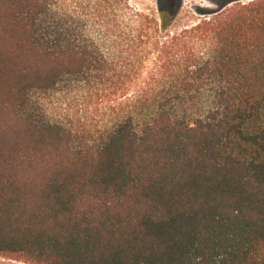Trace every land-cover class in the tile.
Masks as SVG:
<instances>
[{
  "label": "trees",
  "instance_id": "obj_1",
  "mask_svg": "<svg viewBox=\"0 0 264 264\" xmlns=\"http://www.w3.org/2000/svg\"><path fill=\"white\" fill-rule=\"evenodd\" d=\"M231 4L165 42L177 15L144 17L118 72L0 0V258L264 264V0ZM65 83L105 113L50 116Z\"/></svg>",
  "mask_w": 264,
  "mask_h": 264
},
{
  "label": "rangeland",
  "instance_id": "obj_2",
  "mask_svg": "<svg viewBox=\"0 0 264 264\" xmlns=\"http://www.w3.org/2000/svg\"><path fill=\"white\" fill-rule=\"evenodd\" d=\"M46 2V8L43 10L41 21L46 29L38 26L37 29L44 32H53L56 28H50V23L65 24L64 30L71 33L72 47L77 52L88 53L90 63L95 61H108L112 70L120 72L123 65L130 61L121 58L122 51H128V46H132L137 34L141 31V23L144 17L150 19L159 18L157 0H43ZM247 1V0H241ZM225 2V0H183V8L175 20L174 24L166 30L156 33L157 37L163 42L171 37L181 35L184 30L190 29L201 19L212 17L213 15H202L197 10H217ZM233 5V4H231ZM229 5V6H231ZM150 34L155 33L154 27L147 28ZM153 34V36H156ZM128 58V57H127ZM154 61L153 55L145 59L146 66H150ZM116 75L115 72H112ZM120 76V74L118 75ZM82 77V78H81ZM79 79L102 80L104 82L107 77L97 72H90L86 76L83 75ZM151 75L143 74L141 81L147 80ZM120 77L114 76L117 81ZM130 76L129 79H133ZM61 89L66 91L61 94L62 90L58 88L55 93L47 94V110L50 116L67 119L68 114L74 110L95 114L96 112L105 113L102 109L104 104L84 105L77 93L69 94L73 88L78 90L84 88L82 84L70 85L65 83L61 85ZM74 90V91H75ZM64 91V92H65ZM68 92V93H67ZM107 92L100 90L99 94L103 95ZM131 93L130 95H132ZM96 100V99H95ZM97 102V101H96ZM76 115V114H74ZM78 115V114H77ZM101 120L99 118H96ZM0 264H27L8 259L0 258Z\"/></svg>",
  "mask_w": 264,
  "mask_h": 264
},
{
  "label": "flooded vegetation",
  "instance_id": "obj_3",
  "mask_svg": "<svg viewBox=\"0 0 264 264\" xmlns=\"http://www.w3.org/2000/svg\"><path fill=\"white\" fill-rule=\"evenodd\" d=\"M179 2L180 0H157L158 12L161 13L163 11L167 14L169 18H172L173 16L177 15V18L183 8L182 5V7L178 9Z\"/></svg>",
  "mask_w": 264,
  "mask_h": 264
},
{
  "label": "water",
  "instance_id": "obj_4",
  "mask_svg": "<svg viewBox=\"0 0 264 264\" xmlns=\"http://www.w3.org/2000/svg\"><path fill=\"white\" fill-rule=\"evenodd\" d=\"M236 1H238V0H227L223 5H221L220 6V8L219 9H217V10H203L202 12H201V14H215V13H218L219 11H221L223 8H225L227 5H229V4H231V3H233V2H236ZM183 3V2H182Z\"/></svg>",
  "mask_w": 264,
  "mask_h": 264
}]
</instances>
